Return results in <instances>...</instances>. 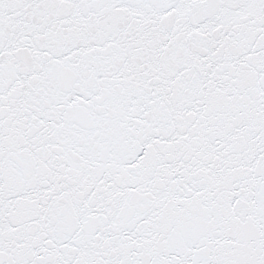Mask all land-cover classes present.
I'll list each match as a JSON object with an SVG mask.
<instances>
[{"label":"snow or ice","instance_id":"snow-or-ice-1","mask_svg":"<svg viewBox=\"0 0 264 264\" xmlns=\"http://www.w3.org/2000/svg\"><path fill=\"white\" fill-rule=\"evenodd\" d=\"M0 264H264V0H0Z\"/></svg>","mask_w":264,"mask_h":264}]
</instances>
